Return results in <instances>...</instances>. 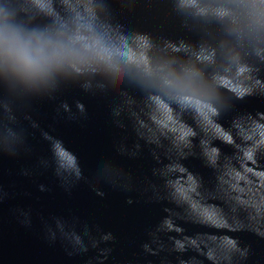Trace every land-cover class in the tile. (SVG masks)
<instances>
[{
	"label": "clouds",
	"instance_id": "9594fccd",
	"mask_svg": "<svg viewBox=\"0 0 264 264\" xmlns=\"http://www.w3.org/2000/svg\"><path fill=\"white\" fill-rule=\"evenodd\" d=\"M253 97L264 101V0H0V154L19 159L39 134L62 181L107 197L41 111L87 119L99 98L118 151L151 158L143 174L103 169L128 205L136 193L160 205L121 264H248L241 233L264 238V102L241 106ZM44 239L109 264L118 236L77 219Z\"/></svg>",
	"mask_w": 264,
	"mask_h": 264
},
{
	"label": "water",
	"instance_id": "95a60500",
	"mask_svg": "<svg viewBox=\"0 0 264 264\" xmlns=\"http://www.w3.org/2000/svg\"><path fill=\"white\" fill-rule=\"evenodd\" d=\"M68 93L71 102L75 89H69ZM262 102L253 97L241 106L254 108ZM89 103L87 119H53L48 105L41 111L46 115L50 130L62 136L78 153L85 175L106 191L107 197H97L92 185L85 180L62 181L54 166L45 163L50 150L48 142L39 134L32 138L31 150L19 159L10 160L0 154V264H85L87 256H68L62 243L50 244L44 239L50 228H56L57 220L77 219L100 223L117 234L109 264H121L139 250L138 242L145 235V226L159 217L158 203L136 193L137 202L128 205L126 194L117 191L104 177L103 169L109 163L143 174L150 172L152 161L147 155L133 159L119 152L116 137L120 130L105 120L103 101L91 98ZM223 119L227 122L229 116L226 114ZM223 147L225 151L230 150L227 145ZM186 163L211 178V170L198 158H190ZM24 168L29 170L28 174H24ZM41 183L46 186L44 189L40 188ZM21 221H30V224ZM241 237L253 246L248 264H264V238L248 232L241 233Z\"/></svg>",
	"mask_w": 264,
	"mask_h": 264
}]
</instances>
